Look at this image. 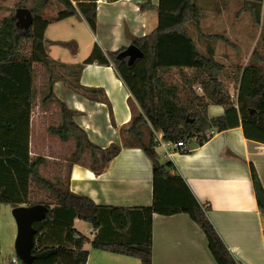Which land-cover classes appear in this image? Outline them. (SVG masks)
I'll return each instance as SVG.
<instances>
[{
	"label": "trees",
	"instance_id": "1",
	"mask_svg": "<svg viewBox=\"0 0 264 264\" xmlns=\"http://www.w3.org/2000/svg\"><path fill=\"white\" fill-rule=\"evenodd\" d=\"M75 1L77 6L73 0H20L16 7H26L34 16L27 33L17 27L15 12L0 20V203L13 207L41 203L49 207L46 217L34 222L38 230L32 251L34 264H86L89 252L83 247L87 242L94 248L137 257L142 264H152L155 213L189 214L204 231L217 264H244L216 230L208 216L209 206L200 203L182 175L170 172L171 163H157L155 137L158 132L167 142L183 141L188 146L195 139L197 144H203L215 131L242 125L248 137L264 142V55L255 50L253 61L236 76L237 96L233 102L225 81L220 78L228 76L226 67L215 58L214 47L209 43L206 52H202L189 32L188 24H193L202 38L223 39L203 33L199 0H160L157 7L146 0L139 4L140 9L146 12L156 8L158 24L145 37L132 38L133 44L143 52L142 57L130 65L127 59L118 58L122 50L106 52L95 45L83 63L71 67L70 74L64 75V65L46 52L44 34L53 21L79 12L92 29H96L98 0ZM243 1L242 11L250 13L253 21L260 24L264 0ZM52 3L64 8L56 16L44 18V11ZM94 62L114 65L141 110L132 107L130 123L120 128L123 145L112 143L102 148L90 141L86 131L74 121V113L59 101L62 123L51 127V131L63 141L74 138L76 148L69 158L66 181H53L40 173L44 158L32 157L30 150L31 118L36 99L34 66L36 63L43 65L49 74V94L44 100L56 99L52 87L61 78L73 90L93 100H106L110 105L104 91L80 83L83 66ZM196 85L202 88V94L198 93ZM210 104L224 106V114L210 117ZM123 146L143 149L154 163L152 205H99L71 190V168L86 151L90 152L92 169L101 173ZM252 177L254 184L260 185L254 167ZM32 183L47 189L54 201L31 203ZM260 207L264 210L261 203ZM76 218L97 230L93 240L74 227Z\"/></svg>",
	"mask_w": 264,
	"mask_h": 264
},
{
	"label": "crops",
	"instance_id": "2",
	"mask_svg": "<svg viewBox=\"0 0 264 264\" xmlns=\"http://www.w3.org/2000/svg\"><path fill=\"white\" fill-rule=\"evenodd\" d=\"M145 1H98L95 30L81 12L53 21L44 34L46 52L50 58L64 65L62 74L69 75L71 67L83 63L95 45L106 52L123 51L133 44V37L143 38L157 27L156 8L146 12L140 9L139 4ZM150 1L155 7L160 3V0ZM73 3L77 6L75 0ZM49 7L55 10L49 13L53 15L51 17L64 8L55 3ZM47 75L49 77L48 72ZM80 83L84 87L104 91L111 107L102 98L93 100L73 90L61 78L52 87L56 99L46 101L50 86L48 79V91L45 90L42 100L44 108H39L41 115L38 118L42 123L35 133L34 105L31 118L30 150L32 157L44 158L40 165L41 173L44 166L56 167L60 174L64 169L69 171L72 155L64 156L60 145L63 140L59 137L62 141L54 144L45 129L44 121L49 117L48 104L53 103V107L61 109L59 101L65 103L90 141L102 148L112 143L123 145L120 128L130 123L133 109L141 110L112 63L85 64L80 73ZM208 112L210 117L220 116L225 108L210 104ZM188 146L189 151L185 152L173 148L165 151L157 146L160 164L171 163L170 172L182 175L200 203L209 206L210 220L238 260L244 264H264V210L260 207L257 186L252 177L254 167L264 190V142L248 137L240 125L215 131L203 144H197L194 139ZM84 155L85 158L71 168L70 188L73 192L85 195L99 205L135 207L153 204L154 163L143 149L123 146L101 173L92 169L90 152L86 151ZM87 223L76 218L74 227L93 240L97 230L92 227L91 237L88 236L82 230ZM59 235H63L62 231ZM152 242V264H217L204 231L187 213H155ZM83 249L89 252L86 264H142L137 257L97 249L91 242L85 243ZM8 264H11V259Z\"/></svg>",
	"mask_w": 264,
	"mask_h": 264
},
{
	"label": "rangeland",
	"instance_id": "3",
	"mask_svg": "<svg viewBox=\"0 0 264 264\" xmlns=\"http://www.w3.org/2000/svg\"><path fill=\"white\" fill-rule=\"evenodd\" d=\"M20 0H0V20L2 17L15 12L16 6ZM202 7L201 26L203 33L207 35H218L221 38L206 40L202 38L193 24H188V29L196 38L199 48L202 52H206L207 45H212L215 50V58L226 67V75H222L231 101L234 102L237 94L236 76L240 71L253 61L254 51H258L260 55H264V5L261 12V22L256 24L250 13L242 11L244 5L243 0H199ZM48 9V10H47ZM43 16L50 19L53 16L54 8H47ZM57 15V14H56ZM48 75L43 65L36 64V99L34 104L35 120L34 133L39 129L42 123L40 117V109L44 108L42 100L45 96V90L48 87ZM198 93L202 94V88L195 86ZM48 104V115L45 119V129L50 135L54 144L62 141L58 135L53 134L49 127L58 126L62 121L61 109L59 106ZM52 108L55 111H53ZM62 141L60 145L63 147L64 156L68 157L76 148V141L71 138L68 142ZM88 155V154H87ZM88 157V156H87ZM83 154L81 159H84ZM90 161V159H89ZM41 173V172H40ZM44 177L51 180L60 179L66 181L68 170L64 169L62 173H58L56 167L44 166L41 173ZM30 202H53V197L47 189L39 188L36 184H31ZM13 206L8 203H0V263H9L13 255L16 254V237L18 232L17 222L12 213ZM91 237L92 226L87 223L82 229Z\"/></svg>",
	"mask_w": 264,
	"mask_h": 264
},
{
	"label": "water",
	"instance_id": "4",
	"mask_svg": "<svg viewBox=\"0 0 264 264\" xmlns=\"http://www.w3.org/2000/svg\"><path fill=\"white\" fill-rule=\"evenodd\" d=\"M17 27L24 30L26 33L30 30V26L34 21V16L30 9L19 7L14 14ZM143 56L141 49L132 44L121 51L118 58L128 59L130 65ZM160 164V161H157ZM258 198L264 207V192L260 185H257ZM49 210L45 204L20 205L13 207L12 213L17 222L18 232L16 237V254L20 257L24 264H34V255L32 253L35 246V236L38 232L34 226V222L42 221ZM78 238V236H76ZM63 264V263H58Z\"/></svg>",
	"mask_w": 264,
	"mask_h": 264
},
{
	"label": "built area",
	"instance_id": "5",
	"mask_svg": "<svg viewBox=\"0 0 264 264\" xmlns=\"http://www.w3.org/2000/svg\"><path fill=\"white\" fill-rule=\"evenodd\" d=\"M98 1H100V0H98ZM236 96H237V94H236ZM155 141H156L157 145L159 147H162L165 151H167L168 148H173L176 151H183V152H185L189 149L188 146L183 141H179L177 143H174V142H167V141L163 140L162 134L158 133V132L156 133ZM11 264H24V263L18 255H14L11 258Z\"/></svg>",
	"mask_w": 264,
	"mask_h": 264
}]
</instances>
